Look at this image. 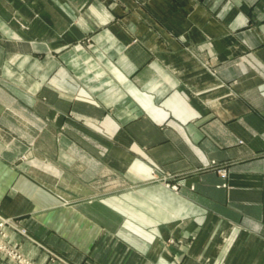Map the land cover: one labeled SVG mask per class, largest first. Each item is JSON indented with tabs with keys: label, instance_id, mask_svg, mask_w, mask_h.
Wrapping results in <instances>:
<instances>
[{
	"label": "crops",
	"instance_id": "obj_1",
	"mask_svg": "<svg viewBox=\"0 0 264 264\" xmlns=\"http://www.w3.org/2000/svg\"><path fill=\"white\" fill-rule=\"evenodd\" d=\"M1 218L39 263L264 264V0H0Z\"/></svg>",
	"mask_w": 264,
	"mask_h": 264
},
{
	"label": "built area",
	"instance_id": "obj_2",
	"mask_svg": "<svg viewBox=\"0 0 264 264\" xmlns=\"http://www.w3.org/2000/svg\"><path fill=\"white\" fill-rule=\"evenodd\" d=\"M217 171L220 175L223 176L227 174V169L225 167H218ZM173 188L176 189L177 185H173ZM6 225H9L10 227L14 228L25 237L30 238V236L25 227L14 223L9 219H0V253L8 262H11L13 264H53L58 259L63 261L61 257L51 251L50 256L48 257V261H46L45 263H39L35 261L21 250L19 241L9 240V234L5 229Z\"/></svg>",
	"mask_w": 264,
	"mask_h": 264
},
{
	"label": "rangeland",
	"instance_id": "obj_3",
	"mask_svg": "<svg viewBox=\"0 0 264 264\" xmlns=\"http://www.w3.org/2000/svg\"><path fill=\"white\" fill-rule=\"evenodd\" d=\"M154 175V178H157L160 180V177H156V174L153 172L152 173ZM163 180V179H162ZM166 185H168L169 187L173 188V185H177L176 181L174 183H166ZM174 189V188H173Z\"/></svg>",
	"mask_w": 264,
	"mask_h": 264
}]
</instances>
